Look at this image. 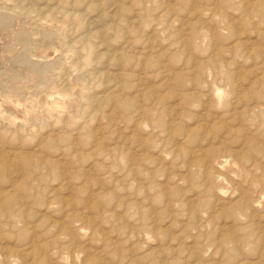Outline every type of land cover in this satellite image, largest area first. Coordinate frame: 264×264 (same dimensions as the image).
<instances>
[{
    "label": "rangeland",
    "instance_id": "rangeland-1",
    "mask_svg": "<svg viewBox=\"0 0 264 264\" xmlns=\"http://www.w3.org/2000/svg\"><path fill=\"white\" fill-rule=\"evenodd\" d=\"M0 264H264V0H0Z\"/></svg>",
    "mask_w": 264,
    "mask_h": 264
},
{
    "label": "bare ground",
    "instance_id": "bare-ground-1",
    "mask_svg": "<svg viewBox=\"0 0 264 264\" xmlns=\"http://www.w3.org/2000/svg\"><path fill=\"white\" fill-rule=\"evenodd\" d=\"M30 49V48H29ZM8 54V53H7ZM54 103H56V105H59L60 102L59 101H54Z\"/></svg>",
    "mask_w": 264,
    "mask_h": 264
}]
</instances>
